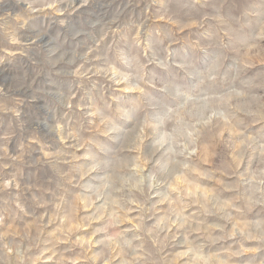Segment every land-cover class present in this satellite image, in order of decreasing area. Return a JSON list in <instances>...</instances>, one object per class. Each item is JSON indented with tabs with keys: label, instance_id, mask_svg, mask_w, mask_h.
I'll return each instance as SVG.
<instances>
[{
	"label": "rangeland",
	"instance_id": "374dc122",
	"mask_svg": "<svg viewBox=\"0 0 264 264\" xmlns=\"http://www.w3.org/2000/svg\"><path fill=\"white\" fill-rule=\"evenodd\" d=\"M0 264H264V0H0Z\"/></svg>",
	"mask_w": 264,
	"mask_h": 264
}]
</instances>
